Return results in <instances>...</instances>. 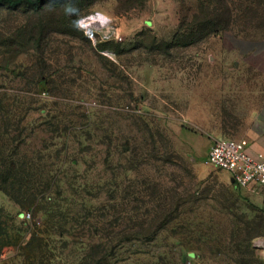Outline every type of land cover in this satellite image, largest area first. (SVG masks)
Returning a JSON list of instances; mask_svg holds the SVG:
<instances>
[{
    "label": "rangeland",
    "instance_id": "obj_1",
    "mask_svg": "<svg viewBox=\"0 0 264 264\" xmlns=\"http://www.w3.org/2000/svg\"><path fill=\"white\" fill-rule=\"evenodd\" d=\"M229 1L230 15L220 11ZM205 2L201 13L203 0L0 8L2 179L9 189L12 162H26L28 185H49L37 201L68 223L42 264L83 263L89 241L76 233L94 228L96 244L121 233L103 241L116 249L108 264H264V196L234 191L207 165L217 139L264 145V0ZM97 14L120 41L81 32ZM14 198L0 190L9 237L44 220ZM0 264L28 263L18 245L0 250Z\"/></svg>",
    "mask_w": 264,
    "mask_h": 264
},
{
    "label": "trees",
    "instance_id": "obj_2",
    "mask_svg": "<svg viewBox=\"0 0 264 264\" xmlns=\"http://www.w3.org/2000/svg\"><path fill=\"white\" fill-rule=\"evenodd\" d=\"M51 1L56 2L59 0H0V8H7L12 10H17L21 6H27L33 10H38L41 6V4ZM218 3H224V0H217ZM253 1H250L252 3ZM257 5H260L257 3ZM206 2L203 0V3L200 5V13L203 12L205 9ZM262 9V20H264V4H261ZM232 2L229 1L227 4L224 5L223 8L220 9L222 13L225 14H232ZM251 10V9H250ZM252 11V10H251ZM197 19V16H194V19ZM205 22L209 24H213L212 20H204ZM204 21L202 23H196V26L202 25V27L205 26ZM76 20L73 21L75 23ZM186 27V26H185ZM190 29V27H186V30ZM182 30V29H181ZM183 31V30H182ZM83 32V31H81ZM84 33V32H83ZM101 46V45H100ZM21 162V163H20ZM3 163V162H2ZM20 163V164H19ZM11 167L15 169V183L13 185H10V188L7 189L8 185L6 182L2 179L5 178L7 174L4 172H0V190L7 192L10 194V196L15 197L14 201L17 205H19L22 208H28L33 209L34 213H40L43 217L42 224L38 223L39 225H36L33 223L30 227L31 230L29 231V226L26 223H21V227L25 228L24 231L19 229L17 234L13 237H9L5 230H1V224H0V250H2L5 247L10 246H18L22 248V252L24 254L25 263L28 264H34L35 262L38 264H42V261L48 259L50 260V255L48 254L49 249V242L52 235H57L59 238H63L66 235V228H67V221L65 215L62 213V209L60 206L53 204V202L50 199H46L45 197L40 198L39 201H37V198L39 197V194H43L46 192V190L49 188V185H38L39 187L34 188V184H30L29 180L35 178V174L33 173L34 168L31 166H27V163L24 161H17L12 162ZM234 191H238L234 186H232ZM239 192V191H238ZM12 194V195H11ZM31 216V215H30ZM86 220L90 219V216L87 215L84 217ZM79 227V225H77ZM80 228V227H79ZM76 232V231H75ZM74 232V234H75ZM27 234L28 238H22L20 234ZM77 235L84 237H87V248L88 253H86L83 257V263L81 264H108L109 258H114V254L116 252V249L112 250L109 246H107L105 241L109 239L108 241L114 240V239H120L119 236L121 233L117 234L116 237H111V234L109 233H102L103 237H98L99 244H96L94 242V238L101 235V233L96 230L95 228L93 230H84L80 229V232L76 233ZM136 236H143L142 233H135ZM122 239H126L127 237H124L125 235L122 234ZM104 241V242H103ZM49 255V256H48ZM32 262V263H31Z\"/></svg>",
    "mask_w": 264,
    "mask_h": 264
},
{
    "label": "built area",
    "instance_id": "obj_3",
    "mask_svg": "<svg viewBox=\"0 0 264 264\" xmlns=\"http://www.w3.org/2000/svg\"><path fill=\"white\" fill-rule=\"evenodd\" d=\"M78 27L94 42L96 39L121 40V33L113 22L98 14L80 19ZM207 165L227 171L238 191L264 196V152H253L247 140H215L207 157ZM29 218L30 214L24 215V219Z\"/></svg>",
    "mask_w": 264,
    "mask_h": 264
},
{
    "label": "crops",
    "instance_id": "obj_4",
    "mask_svg": "<svg viewBox=\"0 0 264 264\" xmlns=\"http://www.w3.org/2000/svg\"><path fill=\"white\" fill-rule=\"evenodd\" d=\"M256 136V135H255ZM251 138H253V136L251 135ZM251 144V150L253 152H264V145H255L252 142L248 141Z\"/></svg>",
    "mask_w": 264,
    "mask_h": 264
},
{
    "label": "clouds",
    "instance_id": "obj_5",
    "mask_svg": "<svg viewBox=\"0 0 264 264\" xmlns=\"http://www.w3.org/2000/svg\"><path fill=\"white\" fill-rule=\"evenodd\" d=\"M66 11L70 12V11H72V10H71V9H67Z\"/></svg>",
    "mask_w": 264,
    "mask_h": 264
},
{
    "label": "water",
    "instance_id": "obj_6",
    "mask_svg": "<svg viewBox=\"0 0 264 264\" xmlns=\"http://www.w3.org/2000/svg\"><path fill=\"white\" fill-rule=\"evenodd\" d=\"M230 182L233 184V180L231 179Z\"/></svg>",
    "mask_w": 264,
    "mask_h": 264
},
{
    "label": "bare ground",
    "instance_id": "obj_7",
    "mask_svg": "<svg viewBox=\"0 0 264 264\" xmlns=\"http://www.w3.org/2000/svg\"><path fill=\"white\" fill-rule=\"evenodd\" d=\"M262 243V242H261ZM261 245V244H260Z\"/></svg>",
    "mask_w": 264,
    "mask_h": 264
}]
</instances>
